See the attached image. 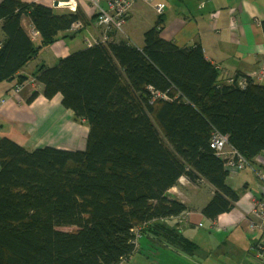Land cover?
<instances>
[{
  "label": "trees",
  "instance_id": "16d2710c",
  "mask_svg": "<svg viewBox=\"0 0 264 264\" xmlns=\"http://www.w3.org/2000/svg\"><path fill=\"white\" fill-rule=\"evenodd\" d=\"M162 15L145 32L143 47L127 39L95 43L38 69L43 95L62 94L73 119L87 123V145L28 150L0 139V264H121L141 248L194 255L200 245L177 219L189 207L170 194L182 176L214 188L205 218L235 208L240 192L210 146L212 131L229 134L254 164L264 153V85L242 74L222 82L199 43L179 47L162 37ZM25 17L41 41L31 39ZM83 17L79 10L65 23L43 3L2 0L0 83H24L20 72L39 43H54L74 20L88 23ZM144 224L138 249L133 229Z\"/></svg>",
  "mask_w": 264,
  "mask_h": 264
},
{
  "label": "crops",
  "instance_id": "0c3cea01",
  "mask_svg": "<svg viewBox=\"0 0 264 264\" xmlns=\"http://www.w3.org/2000/svg\"><path fill=\"white\" fill-rule=\"evenodd\" d=\"M24 1L43 3L53 7L61 19L65 18V23L70 19L71 13L56 5L60 0ZM80 1L83 18H87L88 21L87 28L79 32L81 36L77 37L79 33L67 30L50 45L45 46L40 42L39 50L20 72L26 79L22 83L24 87L20 92L15 91L20 85L16 79L0 83V139L7 136L29 150L46 146L69 150H84L86 148L89 132L87 123L73 122V118L71 120L73 113L63 106L62 94L59 93L54 98L48 99L43 95V85L38 81L35 83L32 81L36 78L38 69L42 65L49 67L57 65L62 58L87 48L88 42L96 40L102 33V29H95L88 19V15H94L95 10L90 8L88 0ZM175 1L176 5L173 8H169L163 0L158 1L166 3L165 12L162 15L165 20L161 32L162 37L173 40L179 47L199 43L203 47L207 59L214 65H220L222 82H227L236 74H242L252 76L255 83L264 85V77L255 73H259L264 68V0ZM202 1L206 2L204 7H201ZM59 10L61 12H58ZM132 14L133 10L130 17ZM23 25L28 33L33 26L27 17L23 19ZM126 35L131 38L128 32ZM118 36L112 33L113 39L121 40V37ZM39 41L41 40L38 38L37 42ZM135 44L138 47H143L144 36L139 43ZM35 91H38L39 95L33 101L28 102ZM261 170H264V153L256 157L252 167L231 171L229 178L233 180L241 178L242 180L241 184L234 181L237 185H231L235 189H237L236 186H240L237 189L240 192V199L235 208L221 214L213 221L205 218L202 213V209L214 194L212 185L206 181L196 183L189 177L182 176L177 185L171 188L170 194L194 211L190 223L183 227L179 226L182 232L185 229L205 227V222L209 221L212 233L200 237L199 241L194 239L200 245L199 249H204L202 244L210 248L209 257L220 259L225 252L219 248L225 244V240H222L218 235L220 229L233 231L240 227L243 234L251 240L246 241L245 251L248 253H246V261L243 264H250L248 254L254 247L264 242V234L252 231L248 221L252 205L251 194L257 197L264 196V184L258 176V172ZM203 185L209 187L208 192L203 191ZM199 223H203V226H199ZM210 236L214 237L207 239ZM155 244L161 247L160 243ZM164 244L163 247L167 246L166 242ZM159 255L151 253L150 256L154 259L153 264L202 263L201 254L197 255L195 252L193 255L180 249L172 250L171 254L164 255L163 261ZM253 264L259 263L256 261Z\"/></svg>",
  "mask_w": 264,
  "mask_h": 264
},
{
  "label": "built area",
  "instance_id": "2783aa9c",
  "mask_svg": "<svg viewBox=\"0 0 264 264\" xmlns=\"http://www.w3.org/2000/svg\"><path fill=\"white\" fill-rule=\"evenodd\" d=\"M63 8H66L70 13L76 14L81 10L80 0H62ZM138 0H88L89 4L94 8L96 17L94 15H88L89 22L95 29H102V33L94 41H89L88 45L91 46L95 43L107 44L112 39V31L114 29H122L124 24L127 22V18L132 10L133 4ZM150 2V0H143ZM105 2V4H103ZM204 3L202 4V6ZM159 15L163 14L166 5L159 2L153 6ZM87 28V24L83 19L74 20L70 25V30L79 33ZM32 40H38L41 36L40 31L33 25L28 33ZM2 45V38L0 35V47ZM217 69H220V65H216ZM260 77H264V68L258 73ZM35 83V80H32ZM233 82V78L230 79ZM246 80H241L240 85L246 86ZM24 87V84H20L16 92H20ZM210 146L216 154L225 161V166L231 171L244 170L252 167V163L243 156L235 147L230 144L229 134H225L219 130H213L210 140ZM258 176L264 184V170L258 172ZM252 205L249 213V226L252 231L264 233V197H251ZM194 211L187 208L181 215L177 217L179 226L183 227L190 223V219ZM199 226H203V223H199ZM146 227L143 226L133 229L136 235L135 243L136 247H139L140 231ZM262 264H264V252H262Z\"/></svg>",
  "mask_w": 264,
  "mask_h": 264
},
{
  "label": "rangeland",
  "instance_id": "374dc122",
  "mask_svg": "<svg viewBox=\"0 0 264 264\" xmlns=\"http://www.w3.org/2000/svg\"><path fill=\"white\" fill-rule=\"evenodd\" d=\"M158 1L159 0H150V2L143 1V0L142 1L141 0L136 1L132 6L133 14L129 18V20H127L128 22H126L124 24L122 29H114L112 32L115 33L117 36L119 35L118 37H121V40L127 39V40H130L134 44L139 43L140 39H142L145 32L148 29H150L151 27H153L155 24V21L158 17V13L153 6L157 3H159ZM163 1H165L167 3V6H169V8H173L176 5L175 0H163ZM186 2H188V0H186ZM162 3H164V2H162ZM166 3H164V4L166 5ZM202 3H206V2L202 1ZM103 4H105V2H103ZM186 5H188V4H186ZM90 8L92 9L93 7L91 6ZM58 12H61V10H59ZM130 14H131V12H130ZM126 32L129 33L131 38H129L126 35ZM80 36H81L80 33L77 34V37H80ZM40 39H41V36L39 37V40ZM113 40H116V39H113ZM33 41H35V40H33ZM36 42H37V40H36ZM141 43H142V41L140 42V44ZM255 73L258 74V72H255ZM254 76H256V75H254ZM35 82H36V80H35ZM163 97L168 99L167 96H163ZM72 118L73 117L71 116V120H72ZM73 122H76V121L74 120ZM83 130H85V129L83 128ZM171 144L173 146L177 145V143H175L174 141H171ZM246 169H248V168H246ZM243 172H246V171H243ZM234 181L237 184H241L242 180H241V178L240 179L234 178V180L229 178L228 182L230 183V185L235 186L237 184H235ZM236 187H237V189H239L240 186H236ZM202 188H203L204 192L209 191V189H208L209 187H207L206 185H203ZM252 196L256 197V195H254V194H251V197ZM205 223H206L205 227L185 229L183 231V234L186 237H189V238L193 237V239H196L197 241H199L200 237H203L205 234L212 233V232H210L211 230H210L209 221H206ZM60 229L72 231V230L77 229V227L76 226H62V227H60ZM213 233H215V232H213ZM218 235L221 237L222 240H225V244L223 246L219 247L220 249L225 250V252H223V255L221 256L220 259H218L216 257L215 258L209 257L208 251L210 248L208 246L202 244L204 249H199L196 252L197 255L201 254L200 255V257H202V260H201L202 263L201 264H243V262L246 261V259H245L246 253H248L247 251H245V247L247 245L246 241H251V240L243 234L242 229L240 227L235 228L233 231L230 229L229 230L220 229ZM213 237L214 236H210V237H207V239H211ZM141 243L142 244L145 243L144 239H140L139 245ZM258 248L256 249L257 250L256 258H262L263 253L260 252V249L264 248L262 246V242L260 244H258ZM138 249H140V246L138 247ZM213 249H215V248H213ZM213 249H211V250H213ZM153 252L156 255L160 254L161 255L160 259L163 258L162 261L165 258L164 255H167V253H165V250L163 248H159L158 251H153ZM177 252H180V251H177ZM213 254H214V252H213ZM150 255H151V251H147L146 248H141V250L137 251L130 260H128V261L126 260V261L122 262L121 264H153L154 259ZM256 258H254L255 262H256ZM161 264H163V263H161Z\"/></svg>",
  "mask_w": 264,
  "mask_h": 264
},
{
  "label": "clouds",
  "instance_id": "9594fccd",
  "mask_svg": "<svg viewBox=\"0 0 264 264\" xmlns=\"http://www.w3.org/2000/svg\"><path fill=\"white\" fill-rule=\"evenodd\" d=\"M61 7H62V6H61ZM69 31H71L70 28H69ZM88 46H89V45H88ZM244 79L246 80L245 77H244V78H240V80H239V85H240V81H241V80H244ZM34 80H36V78H35ZM36 81H37V80H36ZM246 82H247V80H246ZM191 210H192V209H191ZM257 248H258V247H254L253 250H256ZM253 250H252V251H253ZM260 252H264V249H261ZM251 253H252V252H251ZM256 261H257L259 264H262V258H257Z\"/></svg>",
  "mask_w": 264,
  "mask_h": 264
},
{
  "label": "water",
  "instance_id": "95a60500",
  "mask_svg": "<svg viewBox=\"0 0 264 264\" xmlns=\"http://www.w3.org/2000/svg\"><path fill=\"white\" fill-rule=\"evenodd\" d=\"M56 5L62 6V5H63V1H62V0L58 1ZM259 248H260V247H259ZM259 248H258V249H259ZM260 250H261V249H260ZM256 253H257V250H253V251H252V254L254 255V256H253V259L256 258ZM256 260H257V258H256Z\"/></svg>",
  "mask_w": 264,
  "mask_h": 264
},
{
  "label": "flooded vegetation",
  "instance_id": "af4514ba",
  "mask_svg": "<svg viewBox=\"0 0 264 264\" xmlns=\"http://www.w3.org/2000/svg\"><path fill=\"white\" fill-rule=\"evenodd\" d=\"M253 256L254 255L251 252L248 254V257L250 259V264H253V262H255L254 259H253Z\"/></svg>",
  "mask_w": 264,
  "mask_h": 264
},
{
  "label": "bare ground",
  "instance_id": "6f19581e",
  "mask_svg": "<svg viewBox=\"0 0 264 264\" xmlns=\"http://www.w3.org/2000/svg\"><path fill=\"white\" fill-rule=\"evenodd\" d=\"M63 7V6H62ZM165 12V11H164ZM159 15V14H158ZM75 33V32H74ZM84 134V133H83ZM256 233V232H255ZM259 233H263V232H259ZM258 234V233H257ZM264 234V233H263ZM140 246V245H139ZM262 246L264 247V243H262ZM258 247V245L256 246ZM264 249V248H263Z\"/></svg>",
  "mask_w": 264,
  "mask_h": 264
}]
</instances>
